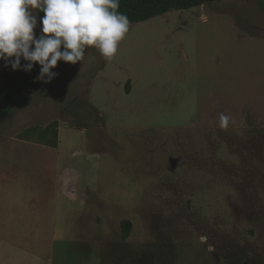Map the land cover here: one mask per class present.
Here are the masks:
<instances>
[{"label":"rangeland","instance_id":"374dc122","mask_svg":"<svg viewBox=\"0 0 264 264\" xmlns=\"http://www.w3.org/2000/svg\"><path fill=\"white\" fill-rule=\"evenodd\" d=\"M10 68L0 60V78ZM52 71L0 118V137L49 141L58 122L61 264H264V0L129 24L111 60L88 47ZM8 149L43 176V155Z\"/></svg>","mask_w":264,"mask_h":264},{"label":"clouds","instance_id":"9594fccd","mask_svg":"<svg viewBox=\"0 0 264 264\" xmlns=\"http://www.w3.org/2000/svg\"><path fill=\"white\" fill-rule=\"evenodd\" d=\"M118 9L119 0H0V60L14 71L31 72L38 64L36 79L46 84L57 76L58 61L75 65L88 47L111 60L130 24Z\"/></svg>","mask_w":264,"mask_h":264},{"label":"crops","instance_id":"0c3cea01","mask_svg":"<svg viewBox=\"0 0 264 264\" xmlns=\"http://www.w3.org/2000/svg\"><path fill=\"white\" fill-rule=\"evenodd\" d=\"M60 143V132L57 147L14 135L0 137V264H61L57 247L65 238L57 236L56 231L57 204L65 190L60 178ZM18 145H27L36 150V156H44L43 176L33 177L21 168L28 156L15 158L8 149ZM14 166L16 174L10 172ZM73 191L77 195L80 192L75 188L65 195L71 199ZM4 250L15 256L2 257Z\"/></svg>","mask_w":264,"mask_h":264},{"label":"trees","instance_id":"16d2710c","mask_svg":"<svg viewBox=\"0 0 264 264\" xmlns=\"http://www.w3.org/2000/svg\"><path fill=\"white\" fill-rule=\"evenodd\" d=\"M220 0H119V11L124 13L130 24L148 20L171 10H184L203 4H210ZM59 62V61H58ZM53 70V69H52ZM40 71L38 64L31 72L23 70H7L0 78V118L6 116L12 108L24 101L25 94L43 81L37 80ZM130 81L125 85L130 92ZM51 134L49 141H40L43 144L58 146V122L54 121L43 128ZM122 239H127L132 232V222L125 219L121 222Z\"/></svg>","mask_w":264,"mask_h":264}]
</instances>
